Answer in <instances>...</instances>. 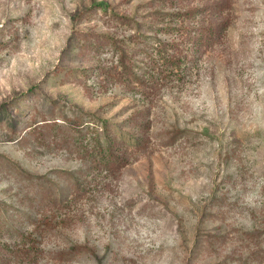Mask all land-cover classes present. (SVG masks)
Wrapping results in <instances>:
<instances>
[{"label":"rangeland","instance_id":"obj_1","mask_svg":"<svg viewBox=\"0 0 264 264\" xmlns=\"http://www.w3.org/2000/svg\"><path fill=\"white\" fill-rule=\"evenodd\" d=\"M0 225L36 264H264V0H0Z\"/></svg>","mask_w":264,"mask_h":264},{"label":"trees","instance_id":"obj_2","mask_svg":"<svg viewBox=\"0 0 264 264\" xmlns=\"http://www.w3.org/2000/svg\"><path fill=\"white\" fill-rule=\"evenodd\" d=\"M101 8L104 9L105 7L102 6ZM135 124L138 125V123ZM138 126L140 129H144V125H138ZM105 128H106L104 132L105 141L102 142L99 136V138H97V141L95 143H90V145L83 146L82 151H84L86 154H88L91 157L92 169H98L100 171H106L107 173L114 174L118 171V169L124 167L128 163L129 155L128 152L122 148V144L121 143L119 144L118 137L114 136V134H112V132L109 131L107 126ZM70 174L74 176L73 173ZM73 178H74L73 180L74 190L78 191L77 193H74L73 196L74 198H77L78 194H80L79 193L80 191L81 194L83 193L84 189L86 191L87 183L83 181L81 182L78 177L74 176ZM46 197H44V199H46ZM57 201H58L57 198L52 196L50 198V205L54 206ZM23 202L25 204L28 203L32 205L34 199L25 197L23 199ZM34 204H36V202H34ZM21 215L23 216V218L27 217V220L31 218V215H29V213H21ZM32 222L33 221H31V224H34ZM1 226L2 225H0V227ZM2 227L7 231V233L11 237L15 235L16 232L17 237H19L21 241L16 246L9 244L0 245V250L5 251L6 254H8L10 257L23 259L27 264H36L37 261L36 254L39 250L38 247L39 239L36 237L35 232L23 231L20 230L19 228L16 229L14 225L9 227L3 225Z\"/></svg>","mask_w":264,"mask_h":264}]
</instances>
